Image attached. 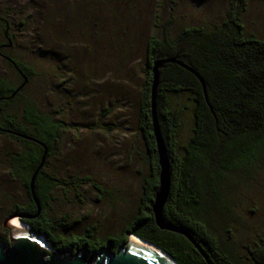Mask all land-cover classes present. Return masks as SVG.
I'll return each instance as SVG.
<instances>
[{"label": "trees", "instance_id": "obj_1", "mask_svg": "<svg viewBox=\"0 0 264 264\" xmlns=\"http://www.w3.org/2000/svg\"><path fill=\"white\" fill-rule=\"evenodd\" d=\"M224 1L226 12L220 23L210 28L184 27L174 36L163 33L146 41L137 130L148 174L142 180L134 216L117 234L104 238L95 236L92 227L80 235L64 236L51 220L49 201L64 184L49 173L47 160L57 152L64 129L56 120L58 111L42 109L27 94L36 73L7 52L12 48L10 27L0 18L5 39L0 58L13 75H0V138L12 143L4 152L7 176L21 183L27 196L26 203L10 204L7 218L20 216V222L56 249L72 247L75 252L85 247L92 253L110 245L115 253L130 236H136L177 264H207L185 235L160 230L152 211L160 174L151 119L152 65L158 59L176 58L200 80L175 63H165L158 70L155 111L170 170L164 220L188 234L212 264H264V231L249 234V229L237 225L235 209L240 201L232 195L233 189L245 187L264 173V39L244 33V0ZM49 55L50 51L43 52L48 60ZM186 111L191 123L183 140L179 133ZM42 157L34 180L38 210L29 184ZM83 182L95 186L89 178L78 184ZM5 231L1 242L8 243Z\"/></svg>", "mask_w": 264, "mask_h": 264}, {"label": "rangeland", "instance_id": "obj_2", "mask_svg": "<svg viewBox=\"0 0 264 264\" xmlns=\"http://www.w3.org/2000/svg\"><path fill=\"white\" fill-rule=\"evenodd\" d=\"M225 12L224 0H0L12 47L4 51L34 68L27 94L42 109L58 111L64 129L47 160L49 173L64 184L49 201L51 220L64 236L90 227L97 237L113 236L136 213L148 174L137 130L148 38L174 36L189 26L210 28ZM241 24L246 35L264 39V0H244ZM0 75L13 77L1 58ZM190 123L186 111L180 139L189 135ZM10 148L0 138V242L10 204L27 202L21 183L6 173L4 152ZM83 178L104 193L78 184ZM233 194L240 201L237 225L249 234L264 231V173Z\"/></svg>", "mask_w": 264, "mask_h": 264}, {"label": "water", "instance_id": "obj_3", "mask_svg": "<svg viewBox=\"0 0 264 264\" xmlns=\"http://www.w3.org/2000/svg\"><path fill=\"white\" fill-rule=\"evenodd\" d=\"M165 63H175L186 68L199 78L193 70L181 61L176 60V58L158 59L152 65L151 119L160 168L159 190L152 204L154 220L160 230L185 235L202 255L206 263L212 264L207 255L188 234L180 228L166 222L163 216V207L170 188V170L166 147L156 119L155 93L158 85V70ZM43 161L44 157H42L41 163L32 175L29 184L31 199L35 202L38 210L39 205L34 194V180L38 170L42 167ZM14 217L20 218V216L13 214L5 219L2 224L8 232V243L0 242V264H173V262L177 264L164 251L160 250L163 255L155 248L147 245L150 243L144 241L145 244L131 236L125 245L119 247L115 253L111 252L110 245L92 253H89L85 247L75 252H73L72 247L56 249L45 237L33 232L28 226V228L16 226L11 220Z\"/></svg>", "mask_w": 264, "mask_h": 264}, {"label": "bare ground", "instance_id": "obj_4", "mask_svg": "<svg viewBox=\"0 0 264 264\" xmlns=\"http://www.w3.org/2000/svg\"><path fill=\"white\" fill-rule=\"evenodd\" d=\"M12 222H13L16 226L23 227V228H28L27 225L22 224V222H20V221L17 220V219L12 220ZM131 237H132V238H135V239H137V240H139V241H141V242H143V243H145L144 241H142L141 239L137 238L136 236H131ZM145 244H146V243H145ZM147 245H149V246L155 248V249L158 250L160 253H162V252L160 251L161 249L154 247V245H153V246L150 245V244H147ZM162 254H163V253H162ZM163 255H164V254H163ZM173 264H175V263L173 262Z\"/></svg>", "mask_w": 264, "mask_h": 264}]
</instances>
